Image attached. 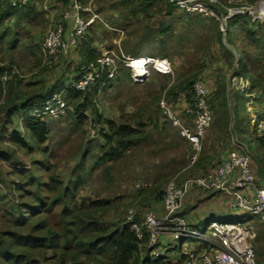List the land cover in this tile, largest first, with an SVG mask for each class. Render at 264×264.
<instances>
[{
	"label": "rangeland",
	"instance_id": "rangeland-1",
	"mask_svg": "<svg viewBox=\"0 0 264 264\" xmlns=\"http://www.w3.org/2000/svg\"><path fill=\"white\" fill-rule=\"evenodd\" d=\"M50 1L43 0V3H40L42 9L38 7L32 10L34 15H37L34 22L39 25L38 27L31 31L28 26L22 27L15 24L14 29H10L13 33L15 30L20 32V40L12 46L13 49L4 43L0 44V63L17 67L19 77L23 76L27 81L38 78L36 75L31 76L30 72L35 69V58L42 53L39 49L40 43L48 29L53 26H49L48 21L62 18L63 9L59 7L56 13L49 7L52 3ZM98 1L96 14L101 18L99 21L103 19V23L98 22L100 25L96 26L92 33L96 32L95 35L105 41V45L111 46L114 35H106L105 23L113 27H125L126 37L122 44L125 53L119 51L121 46L114 45L113 48L117 53L130 56L150 53L167 57L172 62L173 73L164 76L152 72L144 83L136 84L128 76L127 69L119 68L117 77L111 80L112 82L107 84L104 90H101L103 93L100 95L91 93L93 95H90V106L84 111L86 115H91L90 119L87 117L83 119L79 113H75L59 122L52 123L53 134L49 141L41 146L31 141L34 148L28 152L26 147L17 146L16 148L12 145L11 135L0 120V152L13 155L15 159L18 157L22 161V163L10 165L14 163H9L0 155V228L6 226L5 218L8 217L9 212L6 210L11 209L10 192H13V181L20 182L21 189L36 190V187L28 185L33 175L40 182H49L51 176L64 180L72 179L73 174H78L83 151L90 146L93 152L99 151L98 145L101 138L98 131L104 124H96L98 112L116 122H122L121 115H124L125 122L131 123L148 134L147 139L131 147V150H127L123 158L95 169L90 174L87 185L80 190L81 198L112 201L109 208L98 214L105 225L112 224V221L116 219L125 220L132 207H136L141 212L152 210L158 217H163L165 211L162 196L170 180L176 178L184 188L186 184H191L193 189H200L195 184V178L209 172L211 168L209 166L217 164L213 166L216 168L221 165L231 146V150L234 149V143L240 142V150L243 148L244 151L250 152L252 166L253 163L260 162V159L264 160V153L258 151L256 147V135L248 125L250 114L246 105V102L252 100L257 113L264 115V94L261 93V90H264L261 84L264 83V43H261L259 38H257L259 41L256 46L248 48L253 55V63L257 65L249 64L250 70L256 72L248 73L238 66V49L229 46L225 37L226 26L222 30L215 19L188 14L172 7L170 9L168 8L171 5L169 0H156L149 8L145 3L146 0ZM219 1L229 7L258 10L260 3L264 0ZM49 14L53 16L47 19L46 16ZM242 17L248 16H239V18ZM164 29L168 31L161 33ZM229 32L232 33L233 42L238 43L239 46L253 42L246 34L238 33V27L231 26ZM40 33L42 35L38 40ZM31 49L40 51L33 56ZM47 58L49 62L51 58L48 56ZM61 59L47 66L48 72L45 75H52L54 68L62 62ZM260 60H263L262 63L258 62ZM214 67V71L211 70ZM77 73L79 74V70ZM37 76H39L38 73ZM233 77L236 78V83H232ZM253 77L258 80L255 82ZM242 79L249 81L250 89L247 92L241 88ZM196 80H202L207 87L210 97L208 98L213 108V120L201 140L198 159L193 163L196 153L193 144L181 134V128L169 120L161 102L164 100L170 111L175 112L186 127L194 132V115L187 111V107L194 97ZM8 86L9 84L6 86L7 89ZM7 95L5 96L3 92L0 105L3 104ZM0 109L2 110V107ZM21 132L29 136L28 132L22 130ZM26 164L30 165V168H24ZM17 167L23 172H16ZM142 182H147L148 186L139 189L138 184ZM45 190L42 188L38 191L45 193ZM228 190L227 196L231 195V197L238 191L233 188ZM213 192L214 189L209 188L207 193H204L212 196ZM231 197H228L225 206L220 204L218 198L201 204L199 212L189 214L188 220L194 223L195 229L200 231H208V225L213 221L254 224L256 253L257 255L260 252L264 253V218L250 214H232L228 206ZM24 200L29 201L30 198L26 197ZM221 210L224 211L221 212L222 214L219 212ZM211 211L219 214L211 215ZM181 212L179 208V213ZM170 242L173 244L172 239ZM190 242L198 241L183 238L178 241V244ZM163 249L165 255H168V249Z\"/></svg>",
	"mask_w": 264,
	"mask_h": 264
},
{
	"label": "trees",
	"instance_id": "trees-1",
	"mask_svg": "<svg viewBox=\"0 0 264 264\" xmlns=\"http://www.w3.org/2000/svg\"><path fill=\"white\" fill-rule=\"evenodd\" d=\"M155 1L146 0L145 3L149 7ZM64 2L67 3L68 0ZM171 5L168 8H176ZM26 8L13 9L9 0H0V44L13 46L16 43L19 33H13L5 23L12 16H18V12ZM231 26L238 27V33L246 34L253 42L243 46L234 43L232 33L229 32ZM226 29L225 37L229 46L238 49V66L245 72H256L248 67L251 63L257 66L253 63V55L248 48L257 45L259 41L257 38L264 43V28L249 17L235 16L228 22ZM166 31L168 29L160 32L165 33ZM80 46L81 42L78 48ZM91 52L93 55L94 51ZM262 61L258 62L262 63ZM89 62L91 61L84 63ZM6 68L7 66H0V97L7 86L4 88L2 82ZM253 79L255 82L258 80L255 77ZM19 81V75H15L7 84L9 86L18 84ZM261 84L264 87V83ZM95 88L96 86L91 92L74 89L66 91L67 98L76 106V113H79L83 119L86 118L84 111L91 103L90 95L95 93ZM263 92L262 89L261 93L264 94ZM52 93L53 91L34 94L26 99V106L28 107L33 100H44ZM8 103L4 108L7 122L5 127L14 122L13 118L18 111V103ZM209 103L211 104L210 100ZM211 109L213 110L212 105ZM255 112L257 113L256 108ZM257 115L264 118V115L261 116L258 113ZM27 118L24 128L29 136L22 134L17 128L10 133V141L16 148L17 146L32 147L31 141L41 146L49 138L50 128L44 119ZM95 122L98 125L104 124L98 131L99 138L104 141V145H98L97 153L91 150V146L83 151L78 174H73L72 179L64 180L51 176L49 182H40L33 175L28 185L36 187V190L21 189L22 184L19 186L20 182L13 181V192H10L11 209L6 210L9 211L8 217L5 218L6 226L0 228V264H173L169 261L168 255L164 257L153 255V248L148 245L150 234L145 227L142 230L143 236L140 238L133 230L132 222L127 218L113 220L110 225L103 224L98 214L112 205L111 200L81 198L80 190L87 185L90 174L95 169L123 158L127 150H131V147L148 137L146 132L127 122L118 124L115 120H103L100 115H97ZM248 125H251L250 120ZM239 127L241 129L240 125ZM255 140L258 151L264 153V139L256 136ZM1 157L6 160L10 159L7 155ZM263 161L260 159V162L252 166L256 180L262 182H264ZM17 168L16 172H23L19 167ZM42 188L46 189L45 193L40 192ZM26 197L30 200L25 201ZM140 220V217H137L134 221L140 222ZM159 242V246L164 248L161 240Z\"/></svg>",
	"mask_w": 264,
	"mask_h": 264
},
{
	"label": "built area",
	"instance_id": "built-area-1",
	"mask_svg": "<svg viewBox=\"0 0 264 264\" xmlns=\"http://www.w3.org/2000/svg\"><path fill=\"white\" fill-rule=\"evenodd\" d=\"M29 2L30 0H9L11 8L18 10L26 8ZM169 2L182 12L217 20L222 30L235 16H248L264 28V1L260 3L258 10L225 6L219 0H169ZM68 5L69 8L63 17L65 20H72L73 25L70 30L66 29L64 22H60L46 32L41 43L42 48L54 63L58 62L64 54L77 50L90 25L101 19L96 13H93L88 20L82 17L81 12L85 10L82 0H68ZM0 66L5 65L0 63ZM119 68L129 69L136 84L144 83L152 72L164 76L173 73L172 62L167 57L130 56L124 53L119 54L113 49L103 48L95 60L81 65L78 79L72 83L71 89L91 92L99 82L115 79ZM15 75H20L18 68L7 66L2 78L4 88ZM232 79V83H236V78ZM241 86L243 91L247 92L250 89L248 80L242 79ZM208 97L205 83L202 80H196L194 97L187 107V111L194 115V132L186 127L175 112L170 111L164 100L161 102L169 120L180 127L181 134L193 144L196 152L193 163L198 159L201 140L213 120V111ZM27 108L25 117L39 119L61 120L76 113V106L67 98L65 91H56L44 100H33ZM247 111L250 114L251 129L257 138L264 139V118L257 115L252 100L247 102ZM239 143L233 144L235 147L231 150L228 160L214 170L197 176L195 184L200 188L215 190L238 189L229 201L230 212L264 218V188L256 180L250 152L244 151L243 148L240 150ZM24 168L28 169L30 165L26 164ZM138 185L139 189L148 186L147 182ZM241 190L246 193L240 194ZM183 194V185L173 178L164 191L165 214L163 217H158L152 210L141 212L136 207L130 208L128 212L127 219L132 222V228L140 238L143 236V227L148 230L150 234L148 245L153 248V255L165 256L164 249L159 246V240L162 235L170 234L177 242L188 238L191 241L202 242L213 249L212 253L184 249L181 264H261L257 260L254 224L213 221L208 225V231L197 230L185 215L179 213ZM137 217H140V222L134 221Z\"/></svg>",
	"mask_w": 264,
	"mask_h": 264
},
{
	"label": "crops",
	"instance_id": "crops-1",
	"mask_svg": "<svg viewBox=\"0 0 264 264\" xmlns=\"http://www.w3.org/2000/svg\"><path fill=\"white\" fill-rule=\"evenodd\" d=\"M65 0H51L50 2H52L49 7H51L56 13L58 12V9L60 7V9L62 10V18L59 20V18H56V21H52L49 22V26L53 25L50 27L53 28L58 22H64L65 27L67 30H70V28L73 25L72 20H65L63 15L65 13V11L68 10L69 5L68 2L65 3ZM98 1V0H97ZM96 2H94V0H82V4L83 7L85 8V10H83L81 12L82 17L85 20H88L91 15L93 13H98L96 11ZM99 2V1H98ZM40 3H43V0H30L28 7L24 10V11H20L18 12V16H12L6 23L5 25L8 24V27L13 30L15 24L20 25V26H28V29L31 28L35 29L36 27H38L39 25H37L34 20L36 19L37 15H34L35 13L32 11L33 9H37L38 7H40ZM32 8V9H31ZM42 9V6L40 7ZM149 8V7H148ZM178 11H181L177 8H175ZM182 12V11H181ZM34 15V16H33ZM115 15H117V13L115 12ZM50 16H53V14H49L46 16L47 19H50ZM33 20V21H32ZM28 21L29 25H28ZM42 21V20H41ZM98 22H102L103 23V19L102 21L97 20L94 24L90 25L87 33L85 34V36L83 37L82 41H81V46L80 48H78L77 50H73L68 54H64L62 56V62L59 63L55 68H54V73L52 75H45V73L48 72L47 66H49L50 64H52V61L48 62V57H50L48 55V53L42 48V45L40 43L39 45V49H41V54L36 57V63L35 65V69L32 70V72H30V75H36V78H32L31 80L27 81L25 77H19V83L18 84H10V86H8L9 88H5L4 90V94L5 96L7 95L6 98H4L3 104L0 105V108L2 107V110L0 109V115L2 116V118L0 119L1 121H3L2 123H7L6 122V112H5V106L7 107V105L9 104L8 102H12V103H18V111L15 113V116L13 118L12 124H7V127L4 126L5 129H7L6 131L8 133H11L15 128H17L18 130H22V131H26L27 130L24 128V123L25 120L28 119L27 117L24 116V114L27 112L28 108L26 106V99H28L29 97L33 96L34 94H40V93H50V92H56V91H67L69 89H71V82L77 80L79 74L77 73L78 70H80L81 65L82 64H86L84 63L85 61H92L95 60L97 56H99L101 50L103 48H109V49H113L116 51L115 48H113L114 45H119V47L121 46V52H124V49L122 47L123 41L126 37V29L125 27H113L108 25L107 23H105V28L107 29V33L106 35H114L113 37V42L112 45H105V41H103L101 38H98L95 33H92V31L96 28V26L100 25V23L98 24ZM97 23V24H96ZM48 29V31L50 30ZM47 31V32H48ZM15 32L20 33L18 30H15ZM42 33V32H41ZM40 33L39 37L42 35ZM19 34H18V40L19 41ZM149 38V36H148ZM39 40V39H38ZM107 42V41H106ZM145 42V41H144ZM151 42V41H149ZM27 43H29L27 41ZM31 43V42H30ZM38 42H36L37 44ZM142 43V42H141ZM148 44V43H145ZM28 46H31L28 44ZM38 47V45H36ZM10 49H13L12 46H10ZM146 50V49H144ZM32 53L31 55H35L37 54L40 50L37 49H31ZM93 52V55L91 54ZM117 52V51H116ZM146 52V51H145ZM125 53V52H124ZM145 55H153L155 56V54H150V53H143ZM44 55V56H43ZM215 67L212 68L211 70L214 71ZM120 70H123V68H121ZM128 70V76L130 77V79L133 81L132 78V73L129 69ZM37 73L39 76H37ZM28 76V75H27ZM45 76V78L43 77ZM47 81V82H45ZM72 82V83H73ZM110 82L112 81H101L96 85L95 88V94L97 93L98 95H100L101 90H104V88L106 87L107 84H110ZM134 82V81H133ZM10 83V82H9ZM99 91V92H98ZM68 94V93H67ZM97 95V96H98ZM90 106V104H89ZM88 106V107H89ZM101 112V110H100ZM92 113V112H91ZM98 115H100L103 120H107V119H111L109 117H105L102 116L99 112ZM87 119H90L91 115H86ZM63 120V119H61ZM61 120H54L52 118H47L44 119V121H46V123L49 125L50 128V134H49V138L50 136L53 134L51 125L52 123L55 122H59ZM113 120V119H111ZM121 120L122 122H117L118 124L121 123H125V117L124 115H121ZM127 122V121H126ZM129 123V122H127ZM131 124V123H129ZM132 125V124H131ZM209 131V130H208ZM5 134V133H3ZM49 138L47 140V142L49 141ZM99 145H104V141L101 139V141H99ZM32 147H26V151H30L31 149L33 150L34 146L31 144ZM100 146V147H101ZM232 148V146H231ZM230 150L226 153V156L224 157L223 162H225L226 160H228L229 158V154H230ZM2 152H7V151H3ZM1 156H9L10 159L7 160L9 163H14V164H10V165H15L16 163H22V161L17 157V159H15L12 156L8 155V154H3L0 152ZM38 161V160H37ZM222 163V162H221ZM255 166V163H253ZM213 166H217V164H214L212 166H209L211 168H209V170H213ZM255 168V167H254ZM257 182L259 183V185L261 187L264 188V182L257 180ZM184 187V186H183ZM194 187L191 186V184H186L185 188H184V194L181 198V203H180V210H182V212L180 214L185 215L186 217L189 216V214H195L199 212V207L201 206V204H204L205 202H209L212 201L213 199L218 198L220 204L222 206L226 205V202L228 201V197L227 194L229 192L228 188H226L225 190H215L213 194H211L212 196H208L206 193L208 191L209 188H196L193 189ZM206 192V193H204ZM240 194L246 193V191H239ZM200 199V200H198ZM193 201H195V203L193 204ZM163 209V206H162ZM220 214H222L221 212L224 211H219ZM210 214H219V213H214V212H210ZM190 222V221H189ZM190 224L192 226H195L194 223L190 222ZM258 234H259V229H258ZM161 244L162 246H164V248L168 249V259L169 261H171L173 264H181L182 262V253L184 249H189V250H197V251H202V252H213V249H210L206 244L202 243V242H190L189 244H178L177 241H175L172 236L170 234H164L161 236ZM173 240V244L170 242V240ZM258 257V262L261 264H264V253L260 252L257 255Z\"/></svg>",
	"mask_w": 264,
	"mask_h": 264
},
{
	"label": "clouds",
	"instance_id": "clouds-1",
	"mask_svg": "<svg viewBox=\"0 0 264 264\" xmlns=\"http://www.w3.org/2000/svg\"><path fill=\"white\" fill-rule=\"evenodd\" d=\"M78 79V78H77ZM54 93V92H53ZM65 94H66V96H67V92L65 91Z\"/></svg>",
	"mask_w": 264,
	"mask_h": 264
}]
</instances>
